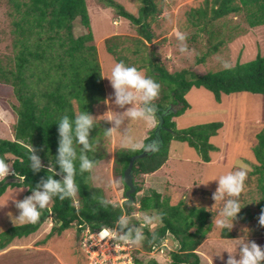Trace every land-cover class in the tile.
I'll return each mask as SVG.
<instances>
[{
    "label": "trees",
    "instance_id": "1",
    "mask_svg": "<svg viewBox=\"0 0 264 264\" xmlns=\"http://www.w3.org/2000/svg\"><path fill=\"white\" fill-rule=\"evenodd\" d=\"M103 2L115 10L119 17L137 26L138 35L147 44L152 43L154 35L150 32L149 20H153L158 13L155 0H137L140 4L138 16L127 12L113 0ZM9 3L12 67H5L0 59V82L12 89L17 102L13 109L17 120L12 128L13 140L0 139V157H12L18 178L9 175L6 181H0V198L8 189L20 187H25L27 194H31L27 188L35 187L42 177L46 178V169L39 173L31 172L29 146L32 144L36 149L43 148L39 155L45 165L48 164V156L50 160H54L58 147V125L55 123L60 115L74 116L81 110L93 115L94 105L105 100L101 67L97 48L92 44L94 39L85 0H9ZM207 6L211 14L208 21L210 23L242 13L251 28L264 26V0H211V6L209 3ZM193 14V24L207 18L205 9H197ZM76 20H79L85 29V35L75 37L73 28ZM114 38H108L103 43L106 52L115 57L116 61H124L117 54L118 46L112 44ZM140 44L147 48L146 44ZM216 49L217 47H214L213 52ZM149 64V75L162 84L157 104L167 111V114L156 132L153 130L149 135V138L159 136L162 142L161 150L138 159L134 164L133 179L137 189L133 200L124 197L125 201L119 207H104L98 201V197L106 199L104 193L90 185L89 174L77 175L76 180L80 185L79 210L70 200L61 201L57 198L50 211L42 212L37 223L15 226L2 233L0 251L15 239L26 238L37 232L50 213L53 221L50 236L60 234L75 225L80 232L86 227L91 231H98L102 227L113 226L122 211H134V205L137 204L136 194L140 192L135 179L161 169L168 160L173 141L188 144L197 151L204 163H210V153L218 152L210 140L218 135L223 124L213 122L178 130L172 121L189 108L185 97L192 88L207 90L217 103H220L222 95H264V57L260 55L248 63L237 62L230 70L223 69L204 75H196L188 70L170 74L155 61H150ZM177 105L182 108L175 112L170 110L172 106ZM107 128L109 124L101 121L100 128L94 129L91 136L95 137L99 132L102 135L103 129ZM105 147L102 142L95 153L99 163L105 158ZM140 153L142 152L127 153L119 148L114 152L113 174L120 178L126 191L124 171L130 158ZM252 165L250 176L256 178L260 193L258 209L261 215L264 211V133L256 135ZM56 179L60 177L57 176ZM138 204L140 212L154 211L163 214L161 227L149 236L150 247L162 245L163 238L170 233L180 247L178 252L170 253V264H201L196 250L210 230L207 226L210 218L208 211L203 208L187 210L182 202L171 206L153 190L149 191L148 196L141 197ZM250 220L252 217H249L247 222ZM149 234L148 232L147 235ZM151 263L157 264L156 261ZM134 264L143 263L136 259Z\"/></svg>",
    "mask_w": 264,
    "mask_h": 264
},
{
    "label": "rangeland",
    "instance_id": "2",
    "mask_svg": "<svg viewBox=\"0 0 264 264\" xmlns=\"http://www.w3.org/2000/svg\"><path fill=\"white\" fill-rule=\"evenodd\" d=\"M113 1L123 6L127 12L138 16L140 4L137 0ZM85 2L94 39L92 44L97 48L101 67L104 101L110 100L113 94L110 81L104 77L110 76L111 67L117 62L115 57L106 52L103 43L108 38L115 37L112 44L118 46L117 54L127 64L145 69L147 75L151 73L150 61H155L170 74L188 70L196 75H204L223 70L221 59L229 61L233 67L237 62L248 63L257 55L264 57V26L251 28L242 13L232 14L210 23L208 21L211 14L207 3L211 6V0H155L158 13L153 20H149L150 32L154 35V39L148 44L138 35L137 26L119 17L117 12L109 8L103 0H85ZM197 9L207 11L206 22L193 24L191 21L193 11ZM11 29L9 0H0V59L7 68L12 67ZM177 30L187 34L188 46L193 50L190 55L179 52L175 34ZM73 31L75 37L86 34L79 20H76ZM140 43L146 44L147 48ZM214 47H217L215 52H213ZM185 98L189 108L181 116L172 119L176 129L184 130L213 122L222 123L223 128L210 140L218 152L210 153L211 162L204 163L197 151L188 144L173 141L165 166L153 174L135 179L140 192L136 194L137 204L134 205L133 212H140L138 201L141 197L148 196L150 190L158 193L171 206L182 202L187 210L205 209L210 214L207 221L210 230L196 253L201 264H212L211 257L216 246H219L220 251L228 249L236 254V242L230 239L240 238L245 229L248 231L249 240L264 246V226L259 224L260 193L256 178L251 177L249 173L246 191L240 197L245 207L230 232L227 229L216 230L213 224V219L222 208L223 201L215 203L213 193L217 190L218 182L212 181L220 174L235 170L238 161L248 164L253 171V147L256 145V135L264 133V95L249 93L222 95L220 103H217L207 90L192 88ZM16 106L17 102L11 87L0 82V111L9 114L7 123L0 121V139L12 141L14 138L12 128L17 116L13 109ZM179 106L181 105L174 106L170 110L178 111ZM109 109L122 111L111 103L101 102L94 105L93 115L100 117ZM107 123L111 127V124ZM134 127L139 132H144L142 126L134 125ZM117 149L114 142L106 144L105 158L90 177V185L101 189L107 200L121 205L126 190L123 184L115 188L110 183L121 181L113 174V158ZM7 159L12 160V157L8 156ZM22 188L25 187L8 189L0 199V235L12 227L25 225L12 220L13 216L18 215L12 198L22 200L30 195L27 194L26 188L23 192H14ZM249 217H252V220L247 222ZM138 219L133 217V222H137ZM52 227L50 213L37 232L26 238L15 239L0 251V264H95V258L101 252L98 251V240L91 245L84 244L86 241L84 232L89 228L86 227L80 232L75 225L60 234L50 236ZM160 227L161 223L146 228V233H150L148 239L143 247L135 248V258L143 264H152V261H156L157 264H170V253L179 251L178 242L167 233L162 240L164 243L162 255L153 256L148 253L149 236ZM228 235L230 237H227ZM94 238L100 237L97 234ZM111 246L110 242L102 254L108 253ZM86 250L91 254L88 255ZM221 255L223 259L219 256L213 257V264H225L228 253L224 252Z\"/></svg>",
    "mask_w": 264,
    "mask_h": 264
},
{
    "label": "clouds",
    "instance_id": "3",
    "mask_svg": "<svg viewBox=\"0 0 264 264\" xmlns=\"http://www.w3.org/2000/svg\"><path fill=\"white\" fill-rule=\"evenodd\" d=\"M175 34L179 52L190 55L193 50L188 46L187 34L180 30H177ZM220 63L226 70L232 68V64L227 60L221 59ZM104 78L110 81V86L113 89L112 97L104 103H111L122 111L109 109L100 117H96L86 110H81L74 116L60 115L55 123L58 125L57 154L54 156V160H50L48 156L47 165L43 163L39 155L43 148L36 149L30 144L29 167L31 172L39 173L46 169L47 176L46 178L42 177L35 187L27 188L30 195L22 200L12 198L15 208L18 210V215L12 217L13 221L20 224L37 223L42 212L50 211V206L55 203L57 198L61 201L70 200L79 210L80 185L77 183L76 177L84 173H88L90 177L93 175L99 163V160L95 158V153L102 142L103 147L114 142L121 151L127 153L143 152L152 155L161 150L162 142L159 136L149 138L148 133L153 130L156 132L167 114V111L157 104L161 96L162 84L153 76L147 75L145 69L127 64L123 60L115 62L111 67L110 76ZM8 117L7 112L0 111V121L7 123ZM101 121L109 122L111 127L103 129L102 135L99 132L98 135L92 137V131L100 128ZM134 125L142 126L144 132H139ZM237 164L235 170L220 174L212 180L218 182L217 190L213 193L215 203L223 201L222 208L213 219L216 230L227 229L230 232L241 210L245 207L240 197L246 191V181L252 169L243 161H238ZM9 175L18 178L13 162L0 157V180L6 181ZM57 176L60 179H56ZM110 183L112 187L119 188L122 181ZM24 190L25 188L16 189L14 192L19 193ZM124 197L126 196L124 195ZM98 201L104 207L120 206L117 202L103 197H98ZM9 215L11 216V213ZM162 216V213L144 211L127 213L122 211L113 226H105L98 230L100 231L98 236L101 239L107 238L108 241H117L123 246L133 249L132 264H134L136 260L135 248L143 247L148 239L145 229L161 223ZM133 217L139 218L137 222H133ZM259 224L264 226V211L259 216ZM168 234L174 238L172 234ZM230 240L236 242V254L228 249L220 251L219 246H216L211 257L212 264L213 257L219 256L223 259L221 254L224 252L228 253L225 264H264V246L249 240L246 229L240 238ZM84 244L87 245V241ZM114 244L115 248L120 246L117 243ZM148 253L153 256L160 254L159 252L151 254L150 246Z\"/></svg>",
    "mask_w": 264,
    "mask_h": 264
},
{
    "label": "built area",
    "instance_id": "4",
    "mask_svg": "<svg viewBox=\"0 0 264 264\" xmlns=\"http://www.w3.org/2000/svg\"><path fill=\"white\" fill-rule=\"evenodd\" d=\"M99 232V231H97ZM86 236L87 245L93 244L96 240H98L99 248L98 251L101 252V254L97 255L95 264H132L133 258H132V250L126 246H123L122 244L118 243L117 241H108L107 238L104 239H95L94 237L99 234L96 232H91L89 229L85 230L84 232ZM111 242V247L109 248V252H105V254H102L104 251H106V247L109 246V243ZM117 243L120 246L115 248V244ZM163 246L158 245H152L150 247V253L155 254L159 252L160 254L163 253ZM85 248V247H83ZM105 248V249H104ZM87 251V250H86ZM88 255L91 254L90 251H87ZM99 261V263H98Z\"/></svg>",
    "mask_w": 264,
    "mask_h": 264
},
{
    "label": "water",
    "instance_id": "5",
    "mask_svg": "<svg viewBox=\"0 0 264 264\" xmlns=\"http://www.w3.org/2000/svg\"><path fill=\"white\" fill-rule=\"evenodd\" d=\"M173 107H171V108H173ZM179 109H181V106H179ZM146 156H147V154L142 152V153H140L138 155H135V156L131 157L130 160H129V163H128V167L124 171L123 181H124V184L127 186V191L125 192V196L130 201L133 200V195L136 192V187H135L134 182H133V167H134V164H135V162L138 159L145 158Z\"/></svg>",
    "mask_w": 264,
    "mask_h": 264
},
{
    "label": "crops",
    "instance_id": "6",
    "mask_svg": "<svg viewBox=\"0 0 264 264\" xmlns=\"http://www.w3.org/2000/svg\"><path fill=\"white\" fill-rule=\"evenodd\" d=\"M169 154H170V153H169ZM167 162H168V160H167ZM167 162H166V163H167ZM166 163H165V164H166ZM164 166H165V165H164ZM164 166H163V167H164ZM0 199H1V198H0Z\"/></svg>",
    "mask_w": 264,
    "mask_h": 264
}]
</instances>
